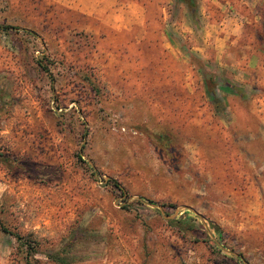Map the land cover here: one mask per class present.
Returning a JSON list of instances; mask_svg holds the SVG:
<instances>
[{
	"label": "rangeland",
	"instance_id": "374dc122",
	"mask_svg": "<svg viewBox=\"0 0 264 264\" xmlns=\"http://www.w3.org/2000/svg\"><path fill=\"white\" fill-rule=\"evenodd\" d=\"M0 264H264V0H0Z\"/></svg>",
	"mask_w": 264,
	"mask_h": 264
},
{
	"label": "trees",
	"instance_id": "16d2710c",
	"mask_svg": "<svg viewBox=\"0 0 264 264\" xmlns=\"http://www.w3.org/2000/svg\"><path fill=\"white\" fill-rule=\"evenodd\" d=\"M181 1L188 7L189 10H193V12L195 11V9H196V0H181ZM5 29L6 30H8V29L17 30L18 28L16 26L10 25V26H5ZM39 65L45 72H47L49 70L47 66L42 65V64H39ZM206 88H207L208 92L210 93V95L214 96L215 81H214V79H213V77L211 75H209L207 77ZM109 182H113L114 186L118 190H120L123 195L126 193V191L121 187L119 182H117L116 180H113V179L109 178V179L106 180V183H109ZM168 221L172 225H174V224L178 225L179 226L178 228L181 229V230L190 231V230H193L194 227H195V219H193L192 217H186L184 220L181 219L180 217H177V218L168 219ZM212 227L214 228V230L217 229V227H215L213 224H212ZM12 234L14 235V237L16 238L18 243L25 249L26 254H28V257H29V255H31V254L36 252L35 251L36 248L32 245V243L30 241L24 239L18 233H12Z\"/></svg>",
	"mask_w": 264,
	"mask_h": 264
}]
</instances>
